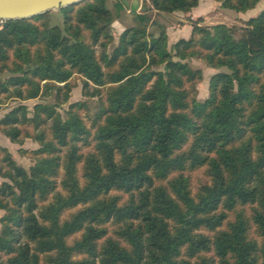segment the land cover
Returning <instances> with one entry per match:
<instances>
[{
    "label": "trees",
    "instance_id": "trees-1",
    "mask_svg": "<svg viewBox=\"0 0 264 264\" xmlns=\"http://www.w3.org/2000/svg\"><path fill=\"white\" fill-rule=\"evenodd\" d=\"M144 1L110 53L107 0L61 8L62 27L51 12L0 23V99L53 100L0 117L11 142L38 144L28 169L0 145V264H264V7L241 26L198 17L168 45L149 12L199 0ZM193 57L227 69L203 101ZM74 74L97 97L89 121L84 100L58 110Z\"/></svg>",
    "mask_w": 264,
    "mask_h": 264
},
{
    "label": "rangeland",
    "instance_id": "rangeland-1",
    "mask_svg": "<svg viewBox=\"0 0 264 264\" xmlns=\"http://www.w3.org/2000/svg\"><path fill=\"white\" fill-rule=\"evenodd\" d=\"M116 1L121 2V9L116 10L114 3ZM107 7L111 10L114 16V20L111 23V35L112 41L107 45V52H111L112 48L117 44L118 37L122 30L126 27L135 24L134 14L141 12L142 7L148 6V2L144 0H107ZM264 7V0H259L257 5L253 9L246 10L244 12H237L231 9L221 7L220 3L215 0H199L198 5L193 8L196 13L193 15H185L186 13H171L167 14L164 12L150 11L155 24L148 26V30L154 34L159 31L158 25H162L165 28L167 34L168 45L175 42L178 38H188L191 32L190 22L198 17L202 20L199 25H212L217 23H224L227 25H238L241 26L243 23L250 18L255 16ZM192 11V10H191ZM49 23L51 25H57L62 27L63 16L58 11H50ZM192 16V17H191ZM99 52V47L97 46ZM188 63L192 68L201 70V79L197 80L191 88L190 98H194L197 101H203L208 95L209 78L211 75L218 71H226L225 67L211 68L207 66L205 61L200 58H190ZM70 82L72 88L69 94L68 102L59 107L58 110L63 112V108L70 102L84 100L87 103V109L80 111L81 115L89 121L96 111V100L97 97H87L83 95V85L81 77L74 74L71 77ZM0 117L7 112L11 107L22 103L32 109L36 102H53L52 98H40V99H29V100H14L11 98L2 97L0 99ZM28 130L32 131L29 127ZM0 145L4 146L11 153L12 158L17 164L28 169V167L34 162L31 156V150L38 147L37 142L33 141L29 137H25L21 144L11 142L0 130ZM191 186L195 188L199 183L206 181L207 177L204 175L203 169L194 170L191 175ZM2 181V178H0ZM4 211L0 210V217Z\"/></svg>",
    "mask_w": 264,
    "mask_h": 264
},
{
    "label": "water",
    "instance_id": "water-1",
    "mask_svg": "<svg viewBox=\"0 0 264 264\" xmlns=\"http://www.w3.org/2000/svg\"><path fill=\"white\" fill-rule=\"evenodd\" d=\"M82 0H0V23L58 11Z\"/></svg>",
    "mask_w": 264,
    "mask_h": 264
},
{
    "label": "crops",
    "instance_id": "crops-1",
    "mask_svg": "<svg viewBox=\"0 0 264 264\" xmlns=\"http://www.w3.org/2000/svg\"><path fill=\"white\" fill-rule=\"evenodd\" d=\"M190 13V15H193L194 16V14L196 13V10L194 9H192V11L191 12H189ZM189 13H186L185 15H189ZM192 17V16H191Z\"/></svg>",
    "mask_w": 264,
    "mask_h": 264
}]
</instances>
